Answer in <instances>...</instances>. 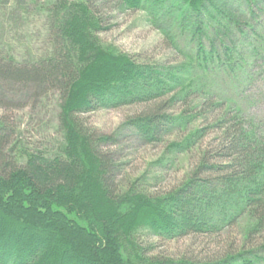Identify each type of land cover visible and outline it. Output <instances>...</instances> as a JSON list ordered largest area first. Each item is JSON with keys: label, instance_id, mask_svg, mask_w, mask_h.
I'll return each mask as SVG.
<instances>
[{"label": "trees", "instance_id": "trees-1", "mask_svg": "<svg viewBox=\"0 0 264 264\" xmlns=\"http://www.w3.org/2000/svg\"><path fill=\"white\" fill-rule=\"evenodd\" d=\"M170 1L176 3L49 0L44 10L51 52L27 62L0 52V83L33 100L58 93L62 133L52 151L27 149L0 120V264H264V123L257 128L242 110H225L211 88L198 86L210 63L221 56L232 62L236 47L222 37L228 26L245 19L243 12L263 13L264 0H178V14L199 38L196 58L176 67L136 62L100 41L109 4L157 18ZM211 23L215 38L206 49L202 37ZM125 107L142 108L126 126L145 144L178 133L182 138L170 144L171 154L198 152L186 179L164 195L120 192V165L107 149L114 137L99 134L85 119ZM199 116L207 127L190 129ZM210 133L217 137L197 148ZM140 230L163 241L194 242L174 261L142 248Z\"/></svg>", "mask_w": 264, "mask_h": 264}, {"label": "rangeland", "instance_id": "rangeland-1", "mask_svg": "<svg viewBox=\"0 0 264 264\" xmlns=\"http://www.w3.org/2000/svg\"><path fill=\"white\" fill-rule=\"evenodd\" d=\"M47 1L0 0V52L10 54L20 62L42 58L51 52L53 42L48 14L44 10ZM173 2L176 3L167 2L157 18L147 10L122 11L119 7L112 9L114 5L109 4L110 11L107 7V11H103L106 30L100 33V41L136 62L153 66L176 67L187 62L189 57L196 58L199 36L192 33L194 28L187 27L190 22H185L178 14V0ZM233 2L228 4L235 11L237 7L242 8L239 4H231ZM241 14L245 19L237 17L235 21L239 20V23L230 24L222 36L223 39L226 37L225 45L236 47L232 62L226 63L221 56L222 63L217 60L210 63L207 79L199 76L198 86L206 91L211 88L225 110H242L249 122L258 128L264 123V12L254 16ZM246 23L256 31L252 32L244 25ZM215 28L216 25L211 23L206 37H202L206 49H210V42L215 38ZM215 47L222 55V45L218 42ZM242 61L245 63L240 67ZM179 108L184 109V106ZM141 111L140 107L106 109L89 114L85 119L99 134L114 137L115 145L107 149L120 165L116 176L120 192L133 188L152 196L164 195L186 179L197 161L198 152L171 154L168 151L170 144L182 138L178 133L164 137L159 143L145 144L137 132L126 126L127 120ZM59 113L58 93L50 92L40 100H33L29 93L0 83V120H5V129L19 146L44 151L56 149L62 141ZM207 125L205 118L199 116L189 128H206ZM248 126L245 129L249 130ZM216 137V133L208 134L203 141H198L197 148L208 145ZM196 222L185 221L188 225ZM223 233L226 235L229 231ZM136 238L142 248L153 247L150 254L163 253L174 261H179L194 242L191 238L163 241L147 230H140ZM236 238L240 240L239 235Z\"/></svg>", "mask_w": 264, "mask_h": 264}]
</instances>
